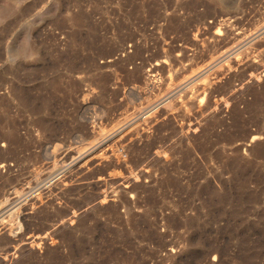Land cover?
Here are the masks:
<instances>
[{"label":"rangeland","instance_id":"374dc122","mask_svg":"<svg viewBox=\"0 0 264 264\" xmlns=\"http://www.w3.org/2000/svg\"><path fill=\"white\" fill-rule=\"evenodd\" d=\"M0 264H264V0H0Z\"/></svg>","mask_w":264,"mask_h":264},{"label":"bare ground","instance_id":"6f19581e","mask_svg":"<svg viewBox=\"0 0 264 264\" xmlns=\"http://www.w3.org/2000/svg\"><path fill=\"white\" fill-rule=\"evenodd\" d=\"M256 139V138H255Z\"/></svg>","mask_w":264,"mask_h":264}]
</instances>
